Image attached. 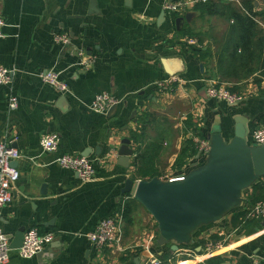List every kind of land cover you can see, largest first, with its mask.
Here are the masks:
<instances>
[{"label": "crops", "instance_id": "obj_1", "mask_svg": "<svg viewBox=\"0 0 264 264\" xmlns=\"http://www.w3.org/2000/svg\"><path fill=\"white\" fill-rule=\"evenodd\" d=\"M165 1L172 0H96L90 12V0H0V16L6 23L5 36L0 38V66L14 71L11 89L0 86V142L21 154L14 161L20 176L12 201L1 210V226L10 243L16 233L29 228L54 234L42 252L23 258L18 248H11L2 264H144L150 252L156 256L170 252L169 244H157L158 230L150 214L131 194L121 192L126 178L139 179L132 165L138 147L153 145L146 152L153 156L158 176L167 179L201 163L190 130L208 138L218 117L229 139L236 115L248 118L249 138L254 129L264 126V82L254 76L264 67V41L260 40L264 0H209L213 9L231 5L241 13L238 2L247 12L246 5L253 7L258 26L251 47L255 57L238 65L233 62L239 49L231 20L221 14L199 15L193 6L194 16L179 30L175 19L180 15L164 12L161 17ZM197 20L201 43L181 31ZM58 33L68 37L67 45L54 40ZM188 38L196 39L197 47L203 45V53L186 46ZM176 57L182 62V71L176 74L192 83L169 92L148 88L167 75L161 60ZM87 59L89 67L83 65ZM46 70L60 74L67 93L42 80ZM228 71L240 76L222 77ZM207 78L227 82L230 91L242 93L243 99L228 104L208 98L202 81ZM11 92L17 95L18 105L10 111ZM104 92L120 101L112 113L90 109L93 98ZM49 132L59 134L56 151L41 146V136ZM124 137L134 149L129 168L121 166L110 150L119 147ZM62 153L94 160V176L83 181L74 171L60 167L56 158ZM259 185L264 187V178ZM259 185L246 191L242 207L195 234V241L203 242L200 251L206 240L224 243L204 260L220 255L229 264H264V219L234 218L236 212L253 207L250 197ZM123 206L124 212L129 206V212L126 216L123 212L120 251H97L86 235ZM151 235L149 252L144 244ZM122 256L128 258L121 260ZM175 264L199 263L179 258Z\"/></svg>", "mask_w": 264, "mask_h": 264}, {"label": "water", "instance_id": "obj_2", "mask_svg": "<svg viewBox=\"0 0 264 264\" xmlns=\"http://www.w3.org/2000/svg\"><path fill=\"white\" fill-rule=\"evenodd\" d=\"M95 4L96 0H90V12ZM163 15L164 11L161 17ZM193 16L194 12L189 11L176 17L177 29L180 30L184 22H190ZM161 63L167 75L182 71L180 58H163ZM116 107L113 105L109 113ZM234 121L233 135L226 139L220 119H215L208 134L210 149L206 158L181 179L128 177L124 182L122 194H132L150 214L158 230L157 244H169L171 253L177 252L181 245L194 243L193 234L202 226L218 223L226 214L242 207L246 191L264 177V143L250 142L246 116L236 115ZM119 143V147L114 145L110 150L116 153L121 166L129 168L130 157L134 154L131 140L124 137ZM23 234L24 230L16 233L11 248L21 247ZM197 249L200 251V246Z\"/></svg>", "mask_w": 264, "mask_h": 264}, {"label": "built area", "instance_id": "obj_3", "mask_svg": "<svg viewBox=\"0 0 264 264\" xmlns=\"http://www.w3.org/2000/svg\"><path fill=\"white\" fill-rule=\"evenodd\" d=\"M205 1L206 0L165 1L162 4V9L164 12L183 16L188 11H190V9H192L196 3ZM238 4L242 12L248 14L247 10L244 9L241 3L238 2ZM5 26L6 23L0 16V38L5 36ZM260 26L262 27L264 33V24L260 22ZM54 40L58 43H61L62 45H67L69 41L68 37L61 33L55 34ZM185 45L198 46L197 40L194 38H188ZM83 65L85 67H89L91 65L90 59H87ZM13 76L14 71L11 68L0 66V86L11 89ZM254 76L262 79L264 82V67ZM41 77L45 83L52 86L59 93L65 94L68 92L67 83L61 79L60 74L55 70H46L41 73ZM202 81L205 83V93L208 98L225 101L228 104H236L243 99L242 93L230 91L228 87L229 84L227 82L214 78L202 79ZM191 83L192 81L184 79L179 74H174L166 75L165 77L150 83L148 88H154L159 92H169L175 89H185V87ZM119 102L120 101L118 98L107 92H104L97 94L93 98V100L90 102V109L97 113L106 114L113 105H117ZM17 105L18 97L15 93L11 92L8 95L9 110L11 111L16 109ZM59 139L60 137L58 133L49 132L41 136L40 143L44 150L56 151L58 148ZM189 139L194 144L195 150L197 152V158H199L202 163L210 149L209 138L200 136L196 130L192 129L189 131ZM249 139L250 142L254 144L264 143V126L254 129ZM20 157L21 154L18 149L0 142V264L7 261L9 252L11 250L10 239L3 231L1 226V210L13 199L12 190L20 176V172L12 165V163ZM56 162L60 167L74 171L83 181L90 179L95 173L94 160L87 156L62 153L56 158ZM183 174L184 173H179L167 179H181ZM121 209L122 210L118 211L116 214L101 219L97 223L95 229L86 235L97 251H103L105 248L120 251L119 248L124 206ZM245 218L251 220L264 219V200L258 201L253 205V207L248 209ZM53 239V233L42 234L39 233L36 228H29L23 234L22 245L18 248V253L23 258L33 257L34 255L42 252L43 249L53 241ZM153 239L154 236L151 235L144 244L146 251H149L148 243L152 242ZM222 245H224L222 242L206 240L204 247L201 248L200 251L203 252L202 254L197 251V247L180 248L176 253L191 259L203 261V257L210 255L218 249H221ZM144 264H162V261L158 256L150 252L147 257L144 258Z\"/></svg>", "mask_w": 264, "mask_h": 264}, {"label": "trees", "instance_id": "obj_4", "mask_svg": "<svg viewBox=\"0 0 264 264\" xmlns=\"http://www.w3.org/2000/svg\"><path fill=\"white\" fill-rule=\"evenodd\" d=\"M202 4V5H198ZM219 8L213 9V5L209 0H206L205 2H199L194 6V9L198 11L199 15L200 12L204 14H221L223 15L228 21H232L230 25V30L232 32V35H235L236 37V48L239 49V53L236 54V56L233 59V62H237L236 64H241L248 62L249 60H253L255 57V52L251 50V47L253 45V36H256L258 34L257 29V24L255 23L256 21L254 20L255 15L251 12L253 7L252 5H246L248 8V14H245L244 12H239L235 10L231 5H219ZM243 13V14H242ZM259 15V14H258ZM182 32L185 31L188 36L190 37H196L198 38L199 43L202 42V39H200L199 36L197 35H191L190 29L187 28H182ZM262 36V35H261ZM260 40L264 41V37L260 38ZM194 53H203V45L197 47V46H191L190 47ZM236 49V51H237ZM250 74V73H249ZM240 76V74H237L233 71H228L225 73H222V77H227V76ZM135 139V136H132ZM152 144L145 145L144 147H138L136 156L133 158V163L132 165L135 167V177L139 179H145V178H152L153 176H158L157 169L154 168V163H153V156H151L148 152H146L148 149H151ZM203 162V161H202ZM264 178V177H263ZM261 180V179H260ZM260 180L255 182L250 188H254L255 186L257 187L259 185ZM260 188H256L255 194H253L250 199L253 204L257 203L260 200H264V187L260 186ZM134 200V199H133ZM238 210V209H236ZM235 211V210H234ZM129 212V206L126 207L124 216L127 215ZM233 212V211H232ZM247 211H240L236 212L234 215V218L237 219L240 216L242 217V220H251V219H246ZM230 213V212H229ZM228 213V214H229ZM212 224V223H211ZM211 224L202 226L206 227ZM200 230V228L194 232L193 236L195 238V234ZM214 239H218L219 237L214 236ZM203 243L202 241H195L194 243L190 245H181L180 248H186V247H192L196 248L197 246H201ZM176 253V252H175ZM175 253H170L166 252L162 254V256H158L160 260L162 261V264H173L177 259V257L174 256ZM201 253V252H199ZM128 258L127 256H122L121 260H125ZM181 259H187L186 256H183ZM224 257L220 255H214L211 257H208L203 261V263L199 264H220L224 261Z\"/></svg>", "mask_w": 264, "mask_h": 264}, {"label": "rangeland", "instance_id": "obj_5", "mask_svg": "<svg viewBox=\"0 0 264 264\" xmlns=\"http://www.w3.org/2000/svg\"><path fill=\"white\" fill-rule=\"evenodd\" d=\"M199 25H200V21L199 20H197L196 21V23H193L191 26H188V29H190V32H191V35H197V33H198V31H199ZM234 211V210H233ZM232 213V211L230 212V214ZM226 216H229V214H226ZM225 216V217H226ZM200 252V251H199ZM213 255V254H212ZM183 256L184 255H178L177 257L178 258H183ZM187 259H189V257H187ZM197 261V260H196ZM198 263H200L199 262V260H198ZM173 264H175V262L173 263Z\"/></svg>", "mask_w": 264, "mask_h": 264}]
</instances>
